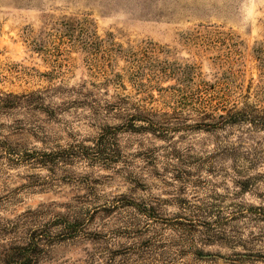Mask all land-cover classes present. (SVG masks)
I'll return each instance as SVG.
<instances>
[{"label":"rangeland","instance_id":"1","mask_svg":"<svg viewBox=\"0 0 264 264\" xmlns=\"http://www.w3.org/2000/svg\"><path fill=\"white\" fill-rule=\"evenodd\" d=\"M237 112L264 0H0V264H264Z\"/></svg>","mask_w":264,"mask_h":264},{"label":"trees","instance_id":"2","mask_svg":"<svg viewBox=\"0 0 264 264\" xmlns=\"http://www.w3.org/2000/svg\"><path fill=\"white\" fill-rule=\"evenodd\" d=\"M242 113L243 112H237L236 114L237 115L239 114V115L243 116L244 118H246V120H250V122L253 123V124H260L261 127L264 128V120L252 119L251 116H249V115L244 116Z\"/></svg>","mask_w":264,"mask_h":264}]
</instances>
